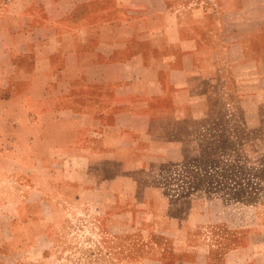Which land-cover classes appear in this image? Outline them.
<instances>
[{
    "label": "crops",
    "instance_id": "0c3cea01",
    "mask_svg": "<svg viewBox=\"0 0 264 264\" xmlns=\"http://www.w3.org/2000/svg\"><path fill=\"white\" fill-rule=\"evenodd\" d=\"M207 82L264 107V0H0V210L66 187L106 199L160 264H239V237L218 255L161 182Z\"/></svg>",
    "mask_w": 264,
    "mask_h": 264
},
{
    "label": "rangeland",
    "instance_id": "374dc122",
    "mask_svg": "<svg viewBox=\"0 0 264 264\" xmlns=\"http://www.w3.org/2000/svg\"><path fill=\"white\" fill-rule=\"evenodd\" d=\"M197 89L188 156L164 169L162 185L172 202L194 203L191 219L218 234V255L233 234L243 247L234 262L264 264V107L256 114L220 82ZM44 189L30 210H0L1 237L9 238L0 264H160L155 246L132 233L135 226L110 225L106 199Z\"/></svg>",
    "mask_w": 264,
    "mask_h": 264
}]
</instances>
